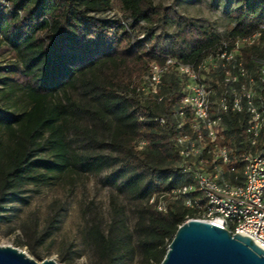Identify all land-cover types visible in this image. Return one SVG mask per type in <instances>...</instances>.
<instances>
[{
  "label": "trees",
  "instance_id": "obj_1",
  "mask_svg": "<svg viewBox=\"0 0 264 264\" xmlns=\"http://www.w3.org/2000/svg\"><path fill=\"white\" fill-rule=\"evenodd\" d=\"M228 16L218 37L152 0H0V55L8 53L18 70L0 78V220L30 190L61 185L72 192L79 178L99 177L107 205L90 202L82 211L90 264H160L177 228L198 217L171 195L191 182L179 167L172 116L184 83L165 75L159 103L136 84L167 56L200 62L222 42L250 35L264 23V0H237ZM166 20L183 25L156 34ZM243 56L263 59L264 36ZM218 78L206 82L217 89ZM222 126L231 156L250 149L245 115L227 114ZM230 166L240 165L222 166L232 179ZM158 197L166 212L150 204ZM58 217L52 206L45 225H25V234L43 245Z\"/></svg>",
  "mask_w": 264,
  "mask_h": 264
},
{
  "label": "built area",
  "instance_id": "obj_2",
  "mask_svg": "<svg viewBox=\"0 0 264 264\" xmlns=\"http://www.w3.org/2000/svg\"><path fill=\"white\" fill-rule=\"evenodd\" d=\"M262 36L264 23L248 36L222 42L200 62L167 56L161 64H150L136 92L159 103L164 99L160 92L165 75L173 73L183 81L184 93L172 110L178 130L174 143L179 167L190 174L191 182L171 195L195 211L196 220L249 237L264 249V144L257 147L264 129V58L250 57L247 63L243 56V50L255 46ZM215 76L217 89L206 82ZM227 114L246 116L244 133L250 149L234 156L221 143ZM155 120L164 124L163 118ZM144 146V141L137 143L139 150ZM231 163L240 165L227 169L232 179L222 169ZM150 204L166 212L162 197L152 198Z\"/></svg>",
  "mask_w": 264,
  "mask_h": 264
},
{
  "label": "rangeland",
  "instance_id": "obj_3",
  "mask_svg": "<svg viewBox=\"0 0 264 264\" xmlns=\"http://www.w3.org/2000/svg\"><path fill=\"white\" fill-rule=\"evenodd\" d=\"M152 1L155 5H174L178 13L191 20L194 25L201 26L218 37H223L231 23L228 16L229 10L233 8L237 0ZM123 25L126 26L125 23ZM182 25L183 23L176 24L166 20L156 30V34L162 32L173 34ZM12 63L13 59L8 53L0 55V78L8 77L12 75V72H18L17 67ZM1 91L0 88V104L5 102ZM107 195V189L103 187L100 178L89 175L79 178L72 192L61 185L50 189H40L38 192L30 190L23 194L24 202L11 205L12 209L2 216L0 246L15 247L38 263H41V260L34 255H39L42 261L51 259L57 264H90L93 254L84 241L85 219L82 211L90 202L100 209H105ZM52 206H55V211L59 212L57 228L43 245H37L35 236L28 237L25 234V227L36 222V229L39 231L45 225ZM68 248L71 254H64Z\"/></svg>",
  "mask_w": 264,
  "mask_h": 264
},
{
  "label": "water",
  "instance_id": "obj_4",
  "mask_svg": "<svg viewBox=\"0 0 264 264\" xmlns=\"http://www.w3.org/2000/svg\"><path fill=\"white\" fill-rule=\"evenodd\" d=\"M0 264L57 263H38L15 247L0 246ZM160 264H264V249L249 237L189 219L177 228Z\"/></svg>",
  "mask_w": 264,
  "mask_h": 264
}]
</instances>
